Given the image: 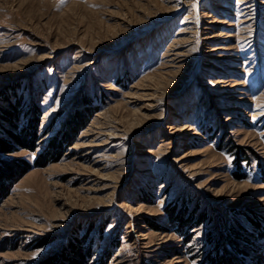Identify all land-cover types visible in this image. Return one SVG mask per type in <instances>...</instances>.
<instances>
[{"label": "rangeland", "instance_id": "1", "mask_svg": "<svg viewBox=\"0 0 264 264\" xmlns=\"http://www.w3.org/2000/svg\"><path fill=\"white\" fill-rule=\"evenodd\" d=\"M9 102L0 264H264V0H0Z\"/></svg>", "mask_w": 264, "mask_h": 264}, {"label": "trees", "instance_id": "2", "mask_svg": "<svg viewBox=\"0 0 264 264\" xmlns=\"http://www.w3.org/2000/svg\"><path fill=\"white\" fill-rule=\"evenodd\" d=\"M8 105L9 106L7 108H2V110L0 111L1 118L4 119L5 122L9 123L15 130L16 129L21 130L18 126L21 115V112L19 110L21 107L20 102H18L17 104H13L9 102ZM26 112L27 110L24 113ZM35 115L36 118L32 119L33 118L32 117L30 119L29 126L27 129H25L24 132L20 134H16L11 132L10 130H7L14 143H12V141L9 142L8 140L0 138V152L11 153L13 151H16L18 148L34 150L35 141L37 138L38 118L41 115L40 108L38 105H36L35 107ZM80 125H82V123L80 124L77 123L75 129H77ZM46 158L47 156H42L41 158L36 160L35 164L39 165L40 161L42 160L43 161L42 164L44 165L45 163H47ZM29 169H30V165L25 161L22 162L21 168H17V167L15 168L13 166H10V164L7 165L5 164L4 166H0V198L6 196L11 189V186L7 185L6 182L11 181L12 183H14L16 180H18V178H20L22 175L27 173ZM178 218L182 223L181 225L183 226L185 223L183 212L178 216ZM204 218L205 215L203 214L201 215L200 220H203ZM73 244L74 243L71 244L72 247H70V249L67 248V251L71 250L73 251V253L77 252V256H73L65 252L62 254V259H63L62 263L60 262L58 264H65V263L86 264L85 262L86 257L84 253L78 252V250L74 248ZM211 264H222V263H220V261L217 259H211Z\"/></svg>", "mask_w": 264, "mask_h": 264}]
</instances>
